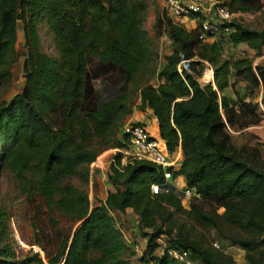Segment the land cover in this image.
<instances>
[{
	"label": "trees",
	"instance_id": "trees-1",
	"mask_svg": "<svg viewBox=\"0 0 264 264\" xmlns=\"http://www.w3.org/2000/svg\"><path fill=\"white\" fill-rule=\"evenodd\" d=\"M222 3L233 13L264 7V0ZM147 9L146 0H0V176L8 173L21 194L43 201L59 241L54 253H46L48 263L39 253L18 258L10 212L0 205V264H133L137 251L115 218L128 208L146 242L142 263L182 264L159 252L158 239L166 236L168 247L190 251L199 264H239L204 234L177 224L179 214L244 249L250 264H264V160L259 148L234 142L235 132L262 122L252 99L261 94L264 103V62L225 54L228 44H246L256 57L264 55V24L255 29L233 17L214 40H204L197 14L190 16L199 18L196 26L188 28L164 9L154 29L157 37L168 35L172 49L158 68L143 27ZM42 27L53 36L57 55L44 51ZM21 29L25 83L7 100ZM205 63L213 68V82L202 85ZM98 78L107 88L95 99ZM136 93L139 109L157 118L167 150L181 148L180 165L164 168L124 153L132 144L123 120ZM107 148L124 151L113 154L112 189L94 203L87 188L90 166ZM178 176L193 193L189 207L173 183ZM203 200L217 208H203ZM57 214L78 226L65 234Z\"/></svg>",
	"mask_w": 264,
	"mask_h": 264
},
{
	"label": "rangeland",
	"instance_id": "rangeland-1",
	"mask_svg": "<svg viewBox=\"0 0 264 264\" xmlns=\"http://www.w3.org/2000/svg\"><path fill=\"white\" fill-rule=\"evenodd\" d=\"M146 1L148 3V9L143 27L152 39L154 50L157 52L156 66L159 68L164 61V56L170 53L172 49L171 40L168 35L164 33L161 37H157L154 29L156 14L158 12L164 11L165 0ZM220 1L222 2L223 0ZM234 17L251 28L261 29L264 24V7L262 10L253 13H235ZM180 21L184 23L187 22V19L184 18ZM184 24H186L188 28H192V25H195V23ZM41 35L44 51L51 55H57L54 38L51 36V34H49L46 27L41 28ZM228 47L229 48L225 52L226 56L232 55L233 48L236 49L235 46L229 44ZM230 47L232 48L230 49ZM17 49L19 57L17 63L15 64L14 83L4 96V98L7 100L11 99L15 94L21 92L25 83L23 61L27 55V47L22 29L19 31ZM235 52L236 54L239 53L238 55H249L250 57L254 58L256 63L261 61L264 62V58L256 57L255 51L250 49L246 44L242 45L240 49L236 50ZM211 70H213L211 66L209 68L207 65L205 67L202 66L201 74L199 75L198 79L203 85L207 84L208 82H213V73ZM146 77L147 74L145 75V78ZM95 86L96 91L94 98H101L106 93L107 83L102 78H98L95 81ZM136 97H138V93H136ZM260 101L263 102L261 98H257V101H255L257 104V111L259 113H261L259 110ZM125 119L123 120L124 122H126ZM234 142L238 146L247 145L259 148L262 159L264 160V127H261V125H253L243 131L235 132ZM116 152H118L117 148L105 149L98 156L97 160L90 166L91 177L90 184L87 186V188L90 192V198L94 203L96 199H104L106 196V191L109 187H111L109 184L110 182L108 181V173L110 170L113 154ZM72 181L78 186H83V183L78 177H74ZM189 202L190 200L185 202L184 206L189 207ZM198 204L208 210L217 208V203L210 200L199 201ZM0 205L6 206L10 212L11 238L13 240L14 248L18 258L39 253L40 257L46 263H48L46 253H54L57 250L59 241L56 228L48 216V212L43 201H41L40 198L35 195L32 197H26L25 195L21 194L13 182L12 177L8 173H2L0 176ZM223 210V207L219 208L220 212H223ZM128 215L130 217H127ZM127 216L125 217V220L121 215H116L115 218L123 229L124 233L127 236H131V228L133 227L132 219L134 218V220H137V215L135 213H129ZM57 219L59 221L58 228H60L65 234H67L69 231L73 232L78 226V224L73 225L70 220L59 214H57ZM175 220L177 221V224L185 223L187 229H189L194 235L201 236V233L204 234L212 245H214L215 242H218L220 249L225 253L232 255L239 264H250L246 258V251L237 245H232L227 239H223L218 236L216 230L202 229L179 214H176ZM161 239L167 242L166 236H162ZM159 252L161 253L160 248ZM133 260L134 264H140L138 257L133 258Z\"/></svg>",
	"mask_w": 264,
	"mask_h": 264
},
{
	"label": "built area",
	"instance_id": "built-area-1",
	"mask_svg": "<svg viewBox=\"0 0 264 264\" xmlns=\"http://www.w3.org/2000/svg\"><path fill=\"white\" fill-rule=\"evenodd\" d=\"M164 6L167 13L177 20L186 18L187 21L189 20L197 24L199 18H202L203 32L201 37L204 40L216 38L219 34V26L230 21L235 16V13L231 12L220 0L211 2L207 0H165ZM192 14H197L199 18L192 19L190 17ZM259 110L262 115V122L260 125L264 127V103L262 101L259 103ZM123 131L131 138L132 150L124 151L119 148H117V150L124 151L125 154L135 158L149 160L164 168L176 164V160L171 157V153L161 143V140L155 137L144 124L142 125L137 121L129 120L125 122ZM172 174V171L167 170L165 172L166 179L171 180ZM173 183L183 192V201L188 202L193 195L192 191L187 188V185L183 186L178 179L173 180ZM153 191L157 193L159 191V186L154 185ZM158 242L160 243L161 253L166 251L170 256L174 257L182 264H199L198 261L193 258L190 251L168 247L167 242L161 238L158 239ZM214 245L220 248L218 242H215Z\"/></svg>",
	"mask_w": 264,
	"mask_h": 264
},
{
	"label": "crops",
	"instance_id": "crops-1",
	"mask_svg": "<svg viewBox=\"0 0 264 264\" xmlns=\"http://www.w3.org/2000/svg\"><path fill=\"white\" fill-rule=\"evenodd\" d=\"M208 2H211V1H214V0H207ZM184 23H195V22H192V21H187V22H184ZM189 25H192V24H189ZM195 25H196V23H195ZM195 25H192V28H194L195 27ZM215 38H212L211 40H214ZM242 45H245V44H241V45H237V46H235L236 47V49H234L233 48V51H232V55L234 54V56L236 55V56H239L238 54L239 53H237L236 54V50H239L240 49V47L242 46ZM232 47H230V49H231ZM233 52H235V53H233ZM261 58H264V55H262L261 56ZM208 66V68L210 67V64H208V63H206V64H204L203 65V67H205V66ZM212 71V73H213V70H211ZM153 82L155 83L156 82V80L154 81L153 80ZM209 83V82H208ZM202 84V83H201ZM203 85V84H202ZM257 98L259 99V98H261V94H259L258 95V97L257 96H254L253 97V102H255V101H257ZM140 103H141V100H140V98H139V96L138 97H136V99H135V102H134V106H133V111H132V113L131 114H129L127 117H126V119H125V121H129V120H133V121H141V122H143L144 124H146V126H147V128L151 131V133L155 136V137H157V138H159L160 140H161V143L166 147V145H165V142L161 139V136H160V132H159V127H158V121H157V118L153 115V113H152V110H150V109H146V110H141V109H139V105H140ZM171 157L172 158H174L175 160H176V164L177 165H180L181 164V162H182V159H183V152H182V150H181V148H179L177 151H175V152H173V153H171ZM102 179H104V178H102ZM176 179H178L180 182H181V184L183 185V186H185V185H187V182H186V179L184 178V176H178ZM110 184V183H109ZM111 185V184H110ZM109 189H112V185H111V187H109L108 188V190ZM108 190L106 191V196H107V192H108ZM106 196H105V198H106ZM104 198V199H105ZM129 213H134L133 212V210L131 209V208H128L127 210H126V212L125 213H122V212H119V211H117V212H115V214L116 215H121L122 217H123V219L125 220L126 218V216H127V214H129ZM127 217H130L129 215L127 216ZM136 220H134V218L132 219V228H131V230H132V235L131 236H127L125 233V236H126V239L129 241V242H133L132 244H134V247H135V250L137 251V254L135 255V256H133L132 257V262H133V264H134V260H133V258H135V257H138L139 255H141L142 254V252H143V249H144V245H145V240L143 239V238H141V237H139L137 234H136ZM141 247V248H140ZM140 264H147V263H142V262H139ZM150 264V263H149Z\"/></svg>",
	"mask_w": 264,
	"mask_h": 264
},
{
	"label": "bare ground",
	"instance_id": "bare-ground-1",
	"mask_svg": "<svg viewBox=\"0 0 264 264\" xmlns=\"http://www.w3.org/2000/svg\"><path fill=\"white\" fill-rule=\"evenodd\" d=\"M210 74H211V71H210Z\"/></svg>",
	"mask_w": 264,
	"mask_h": 264
}]
</instances>
